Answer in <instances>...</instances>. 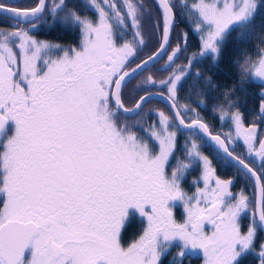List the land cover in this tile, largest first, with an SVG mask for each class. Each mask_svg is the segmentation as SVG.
<instances>
[{
	"label": "snow or ice",
	"instance_id": "1",
	"mask_svg": "<svg viewBox=\"0 0 264 264\" xmlns=\"http://www.w3.org/2000/svg\"><path fill=\"white\" fill-rule=\"evenodd\" d=\"M157 3L159 50L140 58L142 0H0V264H164L174 247L168 264L195 250L204 264H264V0ZM180 23L200 47L171 71L188 46L181 31L172 48ZM41 29L78 35L65 44L37 39ZM233 37L258 43L254 56L234 61L238 85L213 109L231 128L213 135L195 108L179 106L178 90L198 57L217 67ZM163 55L171 74L159 84L170 114L158 111L147 127L129 123L151 97L139 95L130 108L124 89ZM195 78L212 87L199 70ZM257 81L259 109L246 124L237 92ZM144 84L157 81L149 75ZM205 137L254 181L253 197L234 194V181L216 174L198 143ZM234 138L246 156L234 154ZM194 165L201 174L189 194L182 182ZM177 202L183 222L173 215ZM137 218L143 226L126 241Z\"/></svg>",
	"mask_w": 264,
	"mask_h": 264
},
{
	"label": "trees",
	"instance_id": "2",
	"mask_svg": "<svg viewBox=\"0 0 264 264\" xmlns=\"http://www.w3.org/2000/svg\"><path fill=\"white\" fill-rule=\"evenodd\" d=\"M142 2L148 10V16L144 13L142 17V31L145 43L140 51V58H146L158 47L161 32L154 30V25L159 22L162 28V21L159 19V9L155 0H142ZM259 24L260 22L257 21V33L260 31ZM181 31L188 32V38L191 39L188 41L187 51L180 54L176 63L170 66L171 71H174L179 66H183L193 53L199 52V38L196 40L193 39L194 31L191 30L190 26H186L185 23H180L172 33L170 37L172 48H175L177 43H179L177 37ZM43 33L51 34L50 31H43ZM129 38H131L130 33ZM257 43L258 41L254 37L242 43H237L235 37H233L225 46L223 58L217 67H210L211 60L208 58L198 57L197 60L194 61L191 74L181 82L182 86L179 87L177 95L179 104L181 106L188 104L191 108H195L196 113L203 117L208 125L213 124L215 127L216 124H219V113L213 111V109L222 100L225 90L234 85H238L239 82V69L234 61L242 60L244 53L254 56ZM161 63L162 62L154 64L148 68L147 71H144L136 80L131 81L125 90L135 91L137 96L144 92L143 89L145 87H149L151 90H161L159 81L166 79L168 75L171 74V71L165 69L168 61L165 59V63L160 65ZM197 70L202 72L204 76L211 77L212 87H208L204 79L199 81L196 80L195 74ZM149 75L157 81L155 87L144 84V81ZM244 89V92L238 91L237 95L240 97L241 109L244 112L245 121L246 123H251L255 120L253 113H257L259 109L260 86L253 82L251 84L246 82L244 84ZM163 91L167 92V89L165 88ZM200 101H203V103H200ZM196 113H192L191 115H195ZM256 122L260 123L259 121ZM216 131L218 132V130ZM229 171V169H226L222 171V174H227Z\"/></svg>",
	"mask_w": 264,
	"mask_h": 264
},
{
	"label": "flooded vegetation",
	"instance_id": "3",
	"mask_svg": "<svg viewBox=\"0 0 264 264\" xmlns=\"http://www.w3.org/2000/svg\"><path fill=\"white\" fill-rule=\"evenodd\" d=\"M9 2L22 3V2H25V0H9ZM144 13L148 16V10L146 9L145 6H144ZM88 14L92 15V13L90 12ZM43 31L48 32L49 30L47 29L39 30L38 33L36 34L37 39L57 41V42L65 43V44L75 42L76 36L78 35V34H73L71 32H64L63 30H60V29L51 30L50 31L51 34L43 33ZM193 35H189V36H193L194 40L199 38L197 33L193 32ZM160 38H161V34L159 36V43H160ZM190 39L191 38H188V41ZM170 50L171 49H169V51ZM166 56L167 55H164L162 59H160L155 64H159L160 62H162L160 65L164 64ZM142 73H144V71L141 72L137 77H135L131 81L136 80ZM150 92H159L167 96V92L163 90H150ZM146 93H149V92H143L140 95H144ZM138 96L136 95L135 91L124 89V99H125V104L127 107H130V108L133 107L132 101L138 98ZM154 103H157V104H154ZM179 106L183 107L180 104ZM158 111H164L166 114H170L168 108L163 103L156 101V100H150L149 103L145 105L140 116H133L131 120L129 121V123H136L137 121H139L141 125H143L144 127H147L149 124H152L153 122L157 121ZM188 118H191V116ZM209 126H210V132L212 134H218L216 131V127H214L213 124L212 125L210 124ZM184 140H185V137L181 136L180 143L183 144ZM198 143H200L201 151L203 152V154L208 156V158L212 161V165L216 169V174L221 179L226 180L230 178H235L234 186L231 188L234 194H238L243 189L245 194L248 195L249 197L254 196L255 194L254 187L249 179L247 180L248 182L245 180L244 176L242 175V172L238 171V169L232 164H230L229 162L225 163V160L221 159V156L215 150H213V148L209 144H205L201 141H198ZM233 148H234L235 155H240V156L247 155L246 146L243 144L242 140H236V146ZM217 156L220 159L219 161H217L216 159ZM226 169L230 170L229 173L222 174V171H225ZM200 174H201V169L199 165L197 167L193 166V168L190 170V173L186 176L185 180L182 182L185 191L189 192V194H191V192L195 190L193 187V180L198 179L200 177ZM173 215H174V218L177 220V222H183L185 218V213H184V208H183L182 203L180 202L176 203V206L173 208ZM247 223H248L247 219H244L242 221V226H244L245 229H246ZM142 226L143 225L141 224L138 218L132 221L127 228L126 241L138 235ZM206 228H210V226H206ZM179 250H180L179 248L174 247L171 250V254L164 260V264H168V261L172 258V256H175L179 252ZM183 264H204L202 252H200L199 250L189 251L188 255L184 258ZM250 264H258V262L255 260V258H252L250 260Z\"/></svg>",
	"mask_w": 264,
	"mask_h": 264
},
{
	"label": "water",
	"instance_id": "4",
	"mask_svg": "<svg viewBox=\"0 0 264 264\" xmlns=\"http://www.w3.org/2000/svg\"><path fill=\"white\" fill-rule=\"evenodd\" d=\"M155 1H156V3H157V0H155ZM157 5H158V3H157ZM160 42H161V38H160ZM159 45H160V43H159ZM158 50H159V46L157 47V49H156L151 55H153L154 53H156ZM170 53H171V50L169 51V54H170ZM151 55H149V56H151ZM163 56H164V55H163ZM163 56H161V57H160L155 63H157L160 59H162ZM147 57H148V56H147ZM147 57H146V58H147ZM166 60H167V56H166ZM155 63H154V64H155ZM154 64H153V63H150V64L148 65V68H149L150 66L154 65ZM140 73H141V72H138V73L136 74L135 77H137ZM132 80H133V79H132ZM253 83L256 84V85H258V86H260L258 81H257V82H253ZM144 95H148V96H150V97H151L150 100H156V101H159V102L163 103V104L168 108V110H169V112H170L171 101L167 100V96L164 95L163 93H159V92H149V93H146V94H144ZM213 135H217V134H213ZM205 140L209 141L208 144L213 148V150H215V151L218 153V149H217L216 147L213 146V145H214V142L211 141V138H210V137H205ZM219 155H220L221 157L223 156L222 151L219 152ZM225 159H228V158H225ZM229 163L232 164L233 166H235L237 169L240 168V166H239L238 163H236V162H232V161L229 160ZM242 171H243V170L241 169L240 172H242ZM230 179H232V180L234 181V183H235V178H230ZM226 180H228V179H226ZM249 180L251 181V183H252V185H253V187H254V181H252L250 178H249ZM234 183H233V186H234ZM233 186H232V187H233ZM254 192H255V188H254Z\"/></svg>",
	"mask_w": 264,
	"mask_h": 264
},
{
	"label": "rangeland",
	"instance_id": "5",
	"mask_svg": "<svg viewBox=\"0 0 264 264\" xmlns=\"http://www.w3.org/2000/svg\"><path fill=\"white\" fill-rule=\"evenodd\" d=\"M215 127L217 128L216 130H218V134L223 135L224 133L228 132L229 129L231 128L230 124L227 123H222L221 121L219 122V124H216ZM236 146V140L234 138V144L232 145V147ZM240 156V155H238ZM217 161H219V157H216ZM216 161V160H215ZM198 165H194V167H197Z\"/></svg>",
	"mask_w": 264,
	"mask_h": 264
}]
</instances>
